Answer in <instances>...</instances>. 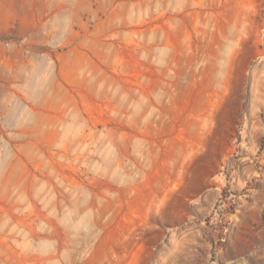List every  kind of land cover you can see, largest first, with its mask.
<instances>
[{"label": "rangeland", "instance_id": "1", "mask_svg": "<svg viewBox=\"0 0 264 264\" xmlns=\"http://www.w3.org/2000/svg\"><path fill=\"white\" fill-rule=\"evenodd\" d=\"M0 264H264V0H0Z\"/></svg>", "mask_w": 264, "mask_h": 264}]
</instances>
